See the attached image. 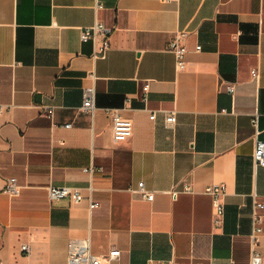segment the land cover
<instances>
[{
	"label": "crops",
	"instance_id": "obj_1",
	"mask_svg": "<svg viewBox=\"0 0 264 264\" xmlns=\"http://www.w3.org/2000/svg\"><path fill=\"white\" fill-rule=\"evenodd\" d=\"M97 17L116 27L99 58L81 38ZM180 32L182 70L170 50ZM91 85L94 114L81 110ZM107 108L133 121L129 139L115 143ZM256 115L264 137V0H0V186L21 185L0 194L3 261L68 264V242L90 235L97 254L121 250L114 264H250L253 201L264 202ZM140 182L153 201L130 190ZM216 183L220 223L206 193ZM50 186L84 199L52 200Z\"/></svg>",
	"mask_w": 264,
	"mask_h": 264
},
{
	"label": "built area",
	"instance_id": "obj_2",
	"mask_svg": "<svg viewBox=\"0 0 264 264\" xmlns=\"http://www.w3.org/2000/svg\"><path fill=\"white\" fill-rule=\"evenodd\" d=\"M99 11L103 8L101 2H97L95 6ZM116 27L107 25L101 18L97 17L92 25L83 27L81 38L83 41L93 40L97 43L96 52L94 56L96 58L104 57L110 48V37ZM185 32H180L175 35L170 43V50L176 56V65L178 70H182L187 64L188 48L183 42ZM201 49V45L196 47ZM253 75L258 76V69L253 70ZM226 87L230 92H234L235 85L233 83H226ZM149 84L144 86V90L147 92ZM82 111L94 114L96 110V89L94 86H88L84 91V101L81 107ZM53 108H49V114L53 115ZM106 112L112 118L113 127V139L115 143L123 142L129 139L133 135L134 124L129 118H126L119 109L107 108ZM156 113L151 114V118L154 119ZM166 121L169 125H174L177 121V115L175 111H166ZM252 123L256 128V147L253 154L256 166L264 167V137H260L259 130V116L256 115L252 119ZM66 127H71L72 123L65 124ZM86 170L94 171V167H88ZM130 190L133 193H139L144 199L153 201L155 198V191L149 190L144 182H140L137 186H131ZM187 191H191L190 186H186ZM21 192V185L18 182L17 177L9 178L5 185L0 186V194L10 193L12 195H19ZM206 193L210 194L213 201L214 221L220 223L225 213V206L223 199L227 193V187L223 183H216L206 187ZM49 195L52 200L60 199L62 197L70 196L75 201H81L84 199V195L79 189L70 186H50ZM176 196V193H174ZM97 202H90V208L93 209L98 206ZM252 218L254 221L253 230L250 234V264H264L263 255L260 250V235L263 230L262 221L263 216L259 210L264 208V202H261L256 197L253 201ZM22 249L29 253L30 246L25 243ZM121 256V250L119 248H112L105 255H100L94 252L92 247V238L90 235L84 238H74L68 242V264H114ZM0 264H6L0 254ZM151 264H164L162 260H151ZM179 264V263H173Z\"/></svg>",
	"mask_w": 264,
	"mask_h": 264
}]
</instances>
